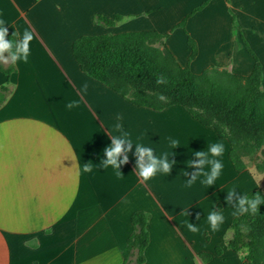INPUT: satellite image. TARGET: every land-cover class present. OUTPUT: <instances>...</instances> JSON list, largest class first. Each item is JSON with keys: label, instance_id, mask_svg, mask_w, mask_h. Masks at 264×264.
Wrapping results in <instances>:
<instances>
[{"label": "crops", "instance_id": "0c3cea01", "mask_svg": "<svg viewBox=\"0 0 264 264\" xmlns=\"http://www.w3.org/2000/svg\"><path fill=\"white\" fill-rule=\"evenodd\" d=\"M99 15L122 18L107 26ZM187 16L186 28L179 27ZM0 19L9 34L33 33L28 63L16 64L10 77L0 70V86L13 87L0 107V264H122L138 210L150 214L143 264H243L245 250L226 243L237 216L224 190L240 185L249 192L259 184L251 170L235 168L229 139L184 106L131 103L85 72L73 43L85 35L155 30L167 35L178 64L197 75L222 69L249 77L258 59L264 90V0H0ZM71 101L77 106L69 109ZM116 122L158 152L176 139L172 173L139 178L135 145L119 175L96 166ZM217 141L227 151L216 185L185 187L184 171H195L186 160L198 159L192 151ZM84 162L91 172L81 171ZM214 206L227 214L215 233L205 222ZM186 221L199 231L189 232Z\"/></svg>", "mask_w": 264, "mask_h": 264}, {"label": "trees", "instance_id": "16d2710c", "mask_svg": "<svg viewBox=\"0 0 264 264\" xmlns=\"http://www.w3.org/2000/svg\"><path fill=\"white\" fill-rule=\"evenodd\" d=\"M206 4L207 2L203 3L200 7L195 9V12L200 11ZM189 16H187L178 26L185 29L186 21ZM121 18L122 17L120 15H116L114 20H112L108 17L99 15L97 16L96 20L98 22L104 23L107 26H112L115 24V22L120 21ZM13 33L9 34V39ZM166 36V34H162L155 30L122 32L118 34L85 35L77 38L74 41L73 48L75 56L79 60V52L82 51L88 54L89 62L87 66L84 63L82 64L83 69L89 76L101 81L114 91L121 94L123 97L127 98L131 103L138 106L150 107L156 110H161L173 105H181L184 106L195 119L207 125L203 122L201 113L192 106L176 102L171 104L162 103L151 93L144 94L143 99L140 100L130 99L126 95L124 89L122 87L115 86L110 79V68L115 64L125 66L129 71L134 73H141V71H143L150 74L151 69L149 68L152 66L150 63H148V58L144 54V46L153 40H164ZM189 44L192 45L190 38ZM249 51L252 53L250 49ZM165 54L168 59L171 60V62L174 61L175 57L167 46H165ZM192 57L193 55L191 54L189 60H191ZM173 64L174 65L172 67L170 63L163 59L162 63L156 61V65L152 67L153 70H155V73L161 77H163L164 71H169L171 68H175V70L178 72V76L170 83L171 90L176 92H184L190 96H193L195 93L196 83L201 80L202 82L206 83L205 90L208 92H213V86H211L212 78L207 72L199 75L194 74L191 72L188 66L185 68L181 67L176 59L175 63L173 62ZM0 70L7 77H10L12 73L16 72V67L12 64L7 68H4L0 65ZM247 78L249 82L236 103H249L250 116L253 117L257 108L259 107V102H261V104L264 106V90L262 89L263 70L258 59L256 60L253 73ZM12 91L13 87L10 85L9 81H7L5 85L0 86V107L5 104ZM217 133L219 132L217 131ZM230 158L238 171L245 169V166L238 163V161L233 157L232 152L230 153ZM257 192L262 195V191L260 189L253 190V195ZM261 211H263V205L259 206V212ZM256 214H244L234 218L230 227L233 231V234L231 238L226 240L227 246L235 252L246 250L243 264H264V262H260L258 259L259 244L256 228L249 226V221ZM149 220L150 214L144 210L135 211L131 215L133 230L128 237L127 244L123 250L122 264H143L146 261L145 249L150 241V234L147 228ZM216 252L217 254H220L221 248H218ZM209 258L210 256L208 255L205 257V260H208Z\"/></svg>", "mask_w": 264, "mask_h": 264}, {"label": "rangeland", "instance_id": "374dc122", "mask_svg": "<svg viewBox=\"0 0 264 264\" xmlns=\"http://www.w3.org/2000/svg\"><path fill=\"white\" fill-rule=\"evenodd\" d=\"M165 46V39L153 40L144 46V54L152 67L156 65V61L162 63L163 59L173 67L175 59L173 62L168 59ZM79 57L87 66L88 54L81 51ZM152 67L149 68L150 74L143 71L134 73L125 66L115 64L110 68V79L115 86L122 87L130 99L140 100L144 94L151 93L162 103H181L199 111L204 123L229 139L232 155L238 163L251 170L257 181L262 179L258 183V189L264 195V106L259 102V107L251 117L249 103H236L249 82L248 78L227 70L212 69L207 73L212 78L213 92L206 91V83L199 80L194 95L190 96L171 90L170 83L178 76L175 68L164 71L166 83L158 85L157 79L161 76ZM161 96L164 99H160ZM262 205L263 211L249 221V226L256 228L260 262H264V204Z\"/></svg>", "mask_w": 264, "mask_h": 264}, {"label": "clouds", "instance_id": "9594fccd", "mask_svg": "<svg viewBox=\"0 0 264 264\" xmlns=\"http://www.w3.org/2000/svg\"><path fill=\"white\" fill-rule=\"evenodd\" d=\"M8 37V25L3 19H0V64L16 65L20 62L27 64L31 54L30 43L33 41V33L25 30L22 36L17 37L15 31L10 39ZM5 53L8 55L6 56ZM164 83L166 81L163 77L157 79L158 85ZM160 99H164V97L161 96ZM75 106H77V101H71L66 105L69 109ZM109 132L111 143L103 149L99 163H95L99 168L112 169L119 175L121 166L128 162V154L132 152L133 145H135L136 168L134 172L139 178L147 182L153 180L158 174L169 176L172 173L176 166V161L172 158L178 144L176 139H169V151L158 152L154 147L142 142L140 138L134 140L132 135L125 130L124 125L119 122H116ZM226 151L227 145L223 141L207 142L206 150L192 151L191 156L198 159L186 160L187 168L195 169V171L191 173L184 171V176L189 177L186 179L185 187L191 188L197 181L206 187L215 186L225 167L223 157ZM92 170L93 165L88 162H84L81 166L83 173H89ZM224 191L227 192L226 203L231 216L260 213L259 206L264 204V195L258 192L253 195V190L245 191L240 185H233ZM226 215L225 212L216 210L214 206L206 214L205 222L212 232H219L222 230ZM185 227L192 233L199 231L198 225L192 222L186 221Z\"/></svg>", "mask_w": 264, "mask_h": 264}]
</instances>
